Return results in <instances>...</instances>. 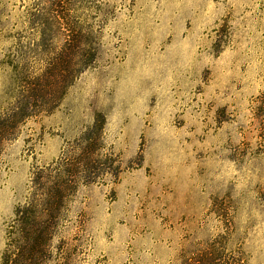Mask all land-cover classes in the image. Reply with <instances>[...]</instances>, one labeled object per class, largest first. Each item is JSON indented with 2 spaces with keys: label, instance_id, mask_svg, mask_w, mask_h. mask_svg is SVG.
<instances>
[{
  "label": "rangeland",
  "instance_id": "rangeland-1",
  "mask_svg": "<svg viewBox=\"0 0 264 264\" xmlns=\"http://www.w3.org/2000/svg\"><path fill=\"white\" fill-rule=\"evenodd\" d=\"M264 264V0H0V264Z\"/></svg>",
  "mask_w": 264,
  "mask_h": 264
},
{
  "label": "trees",
  "instance_id": "trees-1",
  "mask_svg": "<svg viewBox=\"0 0 264 264\" xmlns=\"http://www.w3.org/2000/svg\"><path fill=\"white\" fill-rule=\"evenodd\" d=\"M3 264H11V262H9V261H4Z\"/></svg>",
  "mask_w": 264,
  "mask_h": 264
}]
</instances>
